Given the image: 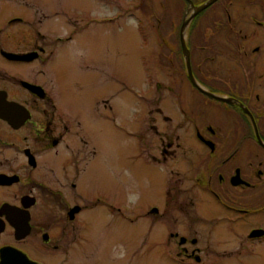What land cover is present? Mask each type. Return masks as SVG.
<instances>
[{
	"label": "flooded vegetation",
	"instance_id": "af4514ba",
	"mask_svg": "<svg viewBox=\"0 0 264 264\" xmlns=\"http://www.w3.org/2000/svg\"><path fill=\"white\" fill-rule=\"evenodd\" d=\"M72 1L0 0V264L264 262V35H238L229 13L222 38L245 57L212 68L224 41L196 61L200 21L185 34L196 84L180 33L165 78L123 106L102 0ZM123 168L155 200L121 198Z\"/></svg>",
	"mask_w": 264,
	"mask_h": 264
},
{
	"label": "rangeland",
	"instance_id": "374dc122",
	"mask_svg": "<svg viewBox=\"0 0 264 264\" xmlns=\"http://www.w3.org/2000/svg\"><path fill=\"white\" fill-rule=\"evenodd\" d=\"M71 3L80 4L82 2L76 0ZM101 3L97 9L98 12L102 11L108 14L102 37L107 48L109 73L111 71L116 72L115 54L118 46L123 54L121 61H119L121 66L118 68L122 73L124 83V106V103L135 101L132 96L133 92L142 95L144 93L142 91L147 89L148 84L162 81L165 78L164 63L168 60L166 53L172 48L173 57H175L174 52L177 51V48L180 49L178 37L181 30H179V25L182 20L184 22L185 19L190 18L194 10H190L189 5L185 9L182 0H102ZM119 7L121 8L120 16L116 13L120 9ZM229 13L233 19L241 22L240 28L237 29L238 35L244 36L246 32L252 38L255 35L257 38L264 35V0H221L206 12L201 13L197 18L199 22L196 24V28L192 29V33L195 30L196 34L198 32L197 26L201 21L203 37L205 38L201 40V44L206 47L200 50L199 48L196 49L197 43L192 44L195 48L193 57L196 61H200L202 58L210 59L213 56L211 53H214L216 48L214 43L216 41H224V45L218 49V55L214 53L215 61L207 62L208 67L221 69L227 66L234 67L238 56L241 59L245 57L243 54L245 51L244 42H228V39L222 38L226 37L225 34H228L229 37L232 36L231 33H227L230 32V28L225 27ZM257 16L258 20H255ZM219 22L222 24L220 26L222 29L217 33L215 26ZM190 30L191 25L186 29L188 35ZM259 41L258 47L262 46L264 49V38ZM251 42L254 43L253 40ZM249 47L250 53L253 47L252 45ZM176 57L179 55L177 54ZM175 64L180 67L179 63L175 62ZM263 64L260 62L257 68H264ZM153 77L154 81H151L150 79ZM182 83L187 84L188 82L183 79ZM132 142L131 136L124 134L123 141L121 140L122 144L120 143L124 153H127L132 147ZM122 171L124 174L123 184H115H118L117 188L122 189L118 193L121 198L140 202L155 200L154 193L149 190L150 185L142 179H140L139 188L132 189L133 194L131 195L128 189L136 186L135 176L140 177L130 169L123 168ZM107 191L116 190L109 187ZM145 249L146 247L143 250ZM246 264H264V262H248Z\"/></svg>",
	"mask_w": 264,
	"mask_h": 264
},
{
	"label": "water",
	"instance_id": "95a60500",
	"mask_svg": "<svg viewBox=\"0 0 264 264\" xmlns=\"http://www.w3.org/2000/svg\"><path fill=\"white\" fill-rule=\"evenodd\" d=\"M217 0H209L206 3H204L201 6H195L191 1H189L190 3V10H194V13L191 15L190 18L185 19L183 26H182V31H181V45L183 48V52L185 53V55L187 56V64H188V70H189V77L191 78V80L196 84L195 80L193 79V74H192V70H191V64H190V59H189V49L187 47V43H186V36H185V32L186 29L188 28V26L190 25L191 21L194 19V17L200 13L201 11H203L204 9H206L208 6H210L211 4L215 3ZM259 141L262 143V141L259 139Z\"/></svg>",
	"mask_w": 264,
	"mask_h": 264
},
{
	"label": "trees",
	"instance_id": "16d2710c",
	"mask_svg": "<svg viewBox=\"0 0 264 264\" xmlns=\"http://www.w3.org/2000/svg\"><path fill=\"white\" fill-rule=\"evenodd\" d=\"M193 2H194V4H196V6H200V5H202V4H204V3H206L207 2V0H198V1H196L195 2V0H192ZM221 0H217L215 3H213V4H211L210 6H208L206 9H209L212 5H214V4H217V3H219ZM206 9H204L203 11H205ZM202 12V11H201ZM198 18V16L196 17V19ZM195 19V20H196ZM195 20L193 21V24H194V22H195ZM182 23V22H181ZM181 23H180V25H179V30H180V27H181ZM198 23V22H197ZM196 23V24H197ZM193 24H192V26H193ZM191 26V28H193ZM191 31H192V29L190 30V32H189V34L191 33Z\"/></svg>",
	"mask_w": 264,
	"mask_h": 264
}]
</instances>
